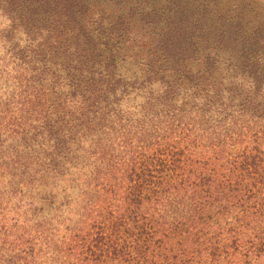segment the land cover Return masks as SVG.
I'll list each match as a JSON object with an SVG mask.
<instances>
[{
	"label": "trees",
	"instance_id": "1",
	"mask_svg": "<svg viewBox=\"0 0 264 264\" xmlns=\"http://www.w3.org/2000/svg\"><path fill=\"white\" fill-rule=\"evenodd\" d=\"M0 13V264H264V9Z\"/></svg>",
	"mask_w": 264,
	"mask_h": 264
},
{
	"label": "rangeland",
	"instance_id": "2",
	"mask_svg": "<svg viewBox=\"0 0 264 264\" xmlns=\"http://www.w3.org/2000/svg\"><path fill=\"white\" fill-rule=\"evenodd\" d=\"M252 3H255V5L257 6L258 9H264V0H251ZM8 24V20L0 13V58L3 57L4 55L6 56L7 53L5 54V49L9 47V44L11 43L10 41L12 40H9L8 36H7V33L6 31L4 30V28L7 26ZM19 32L18 33H15L13 38L15 39H18L19 40ZM20 42H22V39L20 38L19 40ZM3 76V75H2ZM4 88V89H3ZM11 88L10 84L6 81H2L0 79V93L1 92H6V91H9V89ZM12 91H10L11 93ZM11 113V111H10ZM15 113V112H13ZM11 116L14 115V114H10ZM33 219V217H32ZM41 220V221H39ZM39 220L36 219V217L34 218V222L32 224H37V225H34L35 227H42V228H47V221H44L42 220L41 218H39ZM33 221V220H32Z\"/></svg>",
	"mask_w": 264,
	"mask_h": 264
}]
</instances>
